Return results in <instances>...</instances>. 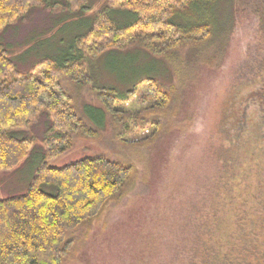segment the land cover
Segmentation results:
<instances>
[{"label":"rangeland","instance_id":"obj_1","mask_svg":"<svg viewBox=\"0 0 264 264\" xmlns=\"http://www.w3.org/2000/svg\"><path fill=\"white\" fill-rule=\"evenodd\" d=\"M108 1L88 0L89 11H72L65 1L33 7L0 32V45L9 51L20 73H30L43 59L61 66L73 56L77 40ZM241 2L246 5L219 1L222 30L197 50L156 59L141 48H130L92 64L91 75L98 85L122 95L138 88L126 106L130 117L143 121L133 128L139 137L134 132L121 137L123 129L109 115L97 141L75 136L72 150L47 160L51 168H64L86 158L104 157L136 170L134 186L108 205L88 234L82 229L69 236L75 244L67 264L200 261L197 246L205 241L207 216L221 200L226 151L238 146V140H228L222 129L224 125L236 139L235 112L229 101L234 100L239 114L248 113L249 123L258 124L264 138V107L252 98L264 85V32L248 0ZM148 79L169 92L168 108L143 109L150 100L144 86ZM60 84L75 98L80 115L86 105L100 106L92 87L77 90L69 78ZM225 116L230 118L224 121ZM52 128L48 112L43 111L30 127L14 131L19 139L32 140L33 146L19 167L0 172V200L28 193L47 158L46 140ZM257 140L264 147V139Z\"/></svg>","mask_w":264,"mask_h":264},{"label":"trees","instance_id":"obj_2","mask_svg":"<svg viewBox=\"0 0 264 264\" xmlns=\"http://www.w3.org/2000/svg\"><path fill=\"white\" fill-rule=\"evenodd\" d=\"M219 1L109 0L77 40L71 58L61 66L43 59L28 74L16 69L9 51L0 45V172L19 167L32 149L33 141L19 139L14 131L30 127L43 111L53 123L46 140L47 158L28 193L0 200V264H67L75 244L69 236L82 229L88 234L108 205L134 186L135 167L104 157L64 168L48 166L47 160L72 150L75 136L97 141L109 115L123 129L121 137L143 121L130 117L126 106L138 88L122 95L98 85L92 64L130 48H141L156 59L197 50L222 30ZM51 2H64L72 11L90 10L88 0H0V32L33 7ZM248 5L264 32V0H248ZM64 78L77 90L92 87L100 106L86 105L80 115L75 98L61 88ZM144 86L150 100L143 109L168 108L172 100L168 91L153 79ZM252 98L264 107V85ZM228 104L235 112L236 139L224 125L222 129L228 140H238V146L226 151L221 200L207 216L206 238L197 246L198 264H264V147L257 140L264 138L258 124L249 123L247 112L239 114L234 100Z\"/></svg>","mask_w":264,"mask_h":264}]
</instances>
